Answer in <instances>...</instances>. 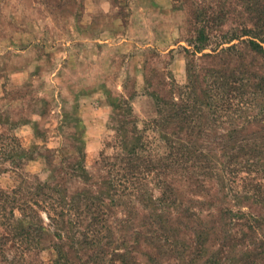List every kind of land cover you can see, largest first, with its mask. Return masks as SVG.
<instances>
[{
	"label": "rangeland",
	"instance_id": "rangeland-1",
	"mask_svg": "<svg viewBox=\"0 0 264 264\" xmlns=\"http://www.w3.org/2000/svg\"><path fill=\"white\" fill-rule=\"evenodd\" d=\"M0 264H264V0H0Z\"/></svg>",
	"mask_w": 264,
	"mask_h": 264
},
{
	"label": "trees",
	"instance_id": "trees-1",
	"mask_svg": "<svg viewBox=\"0 0 264 264\" xmlns=\"http://www.w3.org/2000/svg\"><path fill=\"white\" fill-rule=\"evenodd\" d=\"M202 30L199 32V35H198V39H203L204 38V36H202ZM221 87H222V85H220L219 84V87H217L216 88V90H215V93H214V86H212V94H211V99H212V101L211 102H214V104H217V103H221V102H224V101H231V99L233 100V98L234 97H237V98H240V97H242V95L244 94L239 88L237 89V91H236V96H233V94L230 92V90L229 91H226V89H224V88H222L221 89ZM230 93V94H229ZM186 94H187V90H186ZM189 95H192V94H189ZM156 101H157V103H156V107H157V112L158 113H162V112H165V111H163V106H162V104H161V98L159 97V98H157L156 99ZM174 115V114H173ZM175 117H178L177 115H175ZM178 118H180V117H178ZM172 119H174V118H172ZM165 120H167V122L169 121L168 119H165ZM178 120H180V119H178ZM185 122V121H184ZM181 125H183V122L181 123ZM163 125H161L160 127V129H163V127H162ZM158 127V126H157ZM169 127L168 126H165L164 125V129H168ZM179 129V131H180V129H181V133H182V130L183 129H185V127L184 126H180V128H178ZM188 130H189V128H186V130H185V134H187V132H188ZM161 133L166 137V136H169V132H166V130H161ZM178 132H176V131H174V132H172V134H177ZM180 133V132H179ZM189 136H190V134H188ZM187 135V136H188ZM188 139V138H187ZM188 141H191V139H188ZM181 148H183L184 150H188L187 152H188V155H189V148L187 147V146H182ZM187 160H191V158H189V157H187ZM193 165H195V164H193ZM186 168H188V169H190L191 167H186ZM100 206H101V204H96L95 205V207H96V210H91L89 213H92L91 215H92V221L94 222V223H98L99 221H106V219L105 218H103L104 220H102V219H100V212H99V208H100ZM86 207V206H85Z\"/></svg>",
	"mask_w": 264,
	"mask_h": 264
}]
</instances>
